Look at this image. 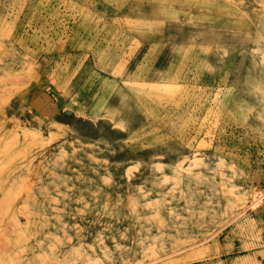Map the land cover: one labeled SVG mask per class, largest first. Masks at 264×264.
<instances>
[{
	"label": "rangeland",
	"instance_id": "obj_1",
	"mask_svg": "<svg viewBox=\"0 0 264 264\" xmlns=\"http://www.w3.org/2000/svg\"><path fill=\"white\" fill-rule=\"evenodd\" d=\"M0 264H264V0H0Z\"/></svg>",
	"mask_w": 264,
	"mask_h": 264
}]
</instances>
